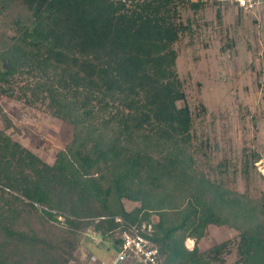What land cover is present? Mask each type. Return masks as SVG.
I'll list each match as a JSON object with an SVG mask.
<instances>
[{
    "label": "trees",
    "instance_id": "obj_1",
    "mask_svg": "<svg viewBox=\"0 0 264 264\" xmlns=\"http://www.w3.org/2000/svg\"><path fill=\"white\" fill-rule=\"evenodd\" d=\"M205 2L0 0V93L73 127L50 164L3 114L0 264H69L88 230L120 247L117 217L151 225L164 264H224L230 240L198 245L210 224L238 230L235 264H264V191H239L229 160L195 143L177 71L180 9Z\"/></svg>",
    "mask_w": 264,
    "mask_h": 264
},
{
    "label": "rangeland",
    "instance_id": "obj_2",
    "mask_svg": "<svg viewBox=\"0 0 264 264\" xmlns=\"http://www.w3.org/2000/svg\"><path fill=\"white\" fill-rule=\"evenodd\" d=\"M179 15L188 29L180 34L174 47L178 53L177 71L194 119L195 143L208 141L212 163L229 160L235 187L257 197L264 191V4L247 11L205 2L197 10L183 7ZM3 114L14 123L6 132L47 163L52 164L57 151L72 139L70 123L39 106L0 93L1 128H5ZM253 153L261 159L252 162ZM124 204L132 210L140 203L125 199ZM92 232L84 233L73 261H79L86 239L94 243L87 235ZM237 238L238 230L210 224L198 245L205 250L230 240L224 264H235ZM189 239L186 246L193 248L195 239L192 243Z\"/></svg>",
    "mask_w": 264,
    "mask_h": 264
},
{
    "label": "built area",
    "instance_id": "obj_3",
    "mask_svg": "<svg viewBox=\"0 0 264 264\" xmlns=\"http://www.w3.org/2000/svg\"><path fill=\"white\" fill-rule=\"evenodd\" d=\"M207 2H220L229 6H235L238 9L252 11L264 4V0H202ZM61 216L58 217L60 220ZM124 223L123 228L118 231V238L121 241L120 249L117 254V261L124 262L127 259H136L140 264H164L158 244L151 239V225L138 226L123 221L120 217L116 218ZM149 226V229H147ZM94 235L99 234L96 231Z\"/></svg>",
    "mask_w": 264,
    "mask_h": 264
},
{
    "label": "crops",
    "instance_id": "obj_4",
    "mask_svg": "<svg viewBox=\"0 0 264 264\" xmlns=\"http://www.w3.org/2000/svg\"><path fill=\"white\" fill-rule=\"evenodd\" d=\"M88 237L94 239V243L86 239L85 244L80 248L79 261H72L74 264H140L136 259L130 258L124 262L117 261V254L120 249L113 237L100 234L87 233ZM102 238V239H101ZM101 242V244H98ZM192 248V247H188ZM113 250V251H111Z\"/></svg>",
    "mask_w": 264,
    "mask_h": 264
},
{
    "label": "bare ground",
    "instance_id": "obj_5",
    "mask_svg": "<svg viewBox=\"0 0 264 264\" xmlns=\"http://www.w3.org/2000/svg\"><path fill=\"white\" fill-rule=\"evenodd\" d=\"M189 243H192V240L191 239H189Z\"/></svg>",
    "mask_w": 264,
    "mask_h": 264
}]
</instances>
